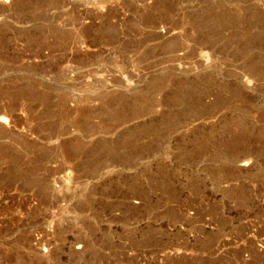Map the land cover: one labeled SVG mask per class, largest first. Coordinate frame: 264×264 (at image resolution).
Wrapping results in <instances>:
<instances>
[{
  "label": "rangeland",
  "instance_id": "1",
  "mask_svg": "<svg viewBox=\"0 0 264 264\" xmlns=\"http://www.w3.org/2000/svg\"><path fill=\"white\" fill-rule=\"evenodd\" d=\"M0 264H264V0H0Z\"/></svg>",
  "mask_w": 264,
  "mask_h": 264
},
{
  "label": "bare ground",
  "instance_id": "2",
  "mask_svg": "<svg viewBox=\"0 0 264 264\" xmlns=\"http://www.w3.org/2000/svg\"><path fill=\"white\" fill-rule=\"evenodd\" d=\"M69 1V0H68ZM86 2V1H85ZM79 25V24H78ZM52 60V59H51ZM244 162V161H243Z\"/></svg>",
  "mask_w": 264,
  "mask_h": 264
}]
</instances>
